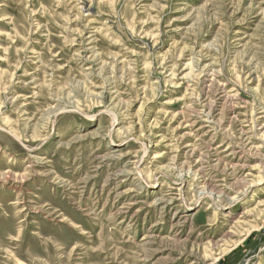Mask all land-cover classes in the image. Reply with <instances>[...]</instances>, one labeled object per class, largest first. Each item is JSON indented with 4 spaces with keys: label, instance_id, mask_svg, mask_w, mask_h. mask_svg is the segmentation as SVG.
Listing matches in <instances>:
<instances>
[{
    "label": "rangeland",
    "instance_id": "obj_1",
    "mask_svg": "<svg viewBox=\"0 0 264 264\" xmlns=\"http://www.w3.org/2000/svg\"><path fill=\"white\" fill-rule=\"evenodd\" d=\"M0 264H264V0H0Z\"/></svg>",
    "mask_w": 264,
    "mask_h": 264
}]
</instances>
